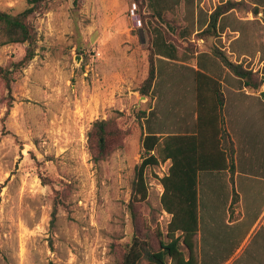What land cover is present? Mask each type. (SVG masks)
<instances>
[{
    "label": "rangeland",
    "instance_id": "374dc122",
    "mask_svg": "<svg viewBox=\"0 0 264 264\" xmlns=\"http://www.w3.org/2000/svg\"><path fill=\"white\" fill-rule=\"evenodd\" d=\"M230 1L236 8L207 31L212 14ZM158 2L166 21L149 0H51L31 16L37 55L14 74L11 94L0 78V264H118L134 233L165 231L171 215L161 205L160 179L170 161L147 169L149 196L135 215L132 185L147 131H195L199 69L222 82L224 127L235 146L234 174L200 175V220L211 212L225 219L228 210L233 217L236 188L256 183L262 190L248 222L260 217L264 181L235 174L249 169L264 177V85L245 87L224 58L264 79V0ZM26 6L27 0H0L14 14ZM156 28L177 47L176 59L153 52ZM25 52V44L0 45V67ZM151 62L156 78L143 96ZM103 119L117 134L96 162L88 136Z\"/></svg>",
    "mask_w": 264,
    "mask_h": 264
},
{
    "label": "trees",
    "instance_id": "16d2710c",
    "mask_svg": "<svg viewBox=\"0 0 264 264\" xmlns=\"http://www.w3.org/2000/svg\"><path fill=\"white\" fill-rule=\"evenodd\" d=\"M51 0H27V6L19 13L0 8V45L25 44L24 56L7 66L0 67V78L12 92L14 74L25 68L37 55V32L31 16L46 8ZM149 5L158 18L165 20L158 0H149ZM236 8V2L221 5L211 16L209 31L216 28L221 15ZM258 13V7L254 9ZM166 21V20H165ZM152 49L156 54L171 59L177 58V47L161 28L155 29ZM225 65L245 81V87L260 89L264 79L256 80L255 73L224 58ZM156 78V68L151 62L150 72L143 82L140 93L148 96ZM196 129L192 133H160L147 131L143 139L145 156L136 168L129 207L135 208L148 199L149 185L146 171L149 167L170 161L168 173L161 179L163 186L161 205L171 215L165 231L157 228L155 234L142 236L134 233L125 247L118 264H200L196 254V236L200 227V175L203 172L230 171L235 173L234 141L224 127L223 108L225 96L222 82L199 69L196 70ZM264 98V91L261 92ZM145 112L138 114L141 119ZM117 134L110 120H97L89 132L90 150L96 162L108 155L109 141ZM45 178H43V181ZM238 198V193H234ZM53 223L57 208L52 213ZM155 237V238H154ZM152 238L157 241L155 244Z\"/></svg>",
    "mask_w": 264,
    "mask_h": 264
},
{
    "label": "crops",
    "instance_id": "0c3cea01",
    "mask_svg": "<svg viewBox=\"0 0 264 264\" xmlns=\"http://www.w3.org/2000/svg\"><path fill=\"white\" fill-rule=\"evenodd\" d=\"M246 172H249V169L242 171L238 168L235 179L245 175L251 179L264 181V177H255ZM257 184H252L247 190L236 188L240 196V207L233 217L228 210V216L225 219L215 218L211 212L200 220L196 250L200 264H264V209L258 219L248 222L250 213L258 207V196L262 188ZM199 198L201 208L200 189ZM204 198L207 200L208 208L212 207L213 199L209 192L204 195Z\"/></svg>",
    "mask_w": 264,
    "mask_h": 264
}]
</instances>
